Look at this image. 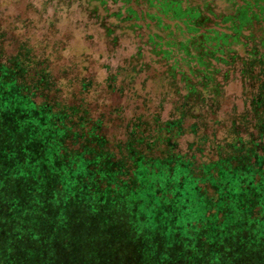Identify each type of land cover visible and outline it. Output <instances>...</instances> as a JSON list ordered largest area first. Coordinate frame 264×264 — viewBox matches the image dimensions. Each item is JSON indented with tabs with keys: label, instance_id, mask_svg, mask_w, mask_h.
<instances>
[{
	"label": "rangeland",
	"instance_id": "1",
	"mask_svg": "<svg viewBox=\"0 0 264 264\" xmlns=\"http://www.w3.org/2000/svg\"><path fill=\"white\" fill-rule=\"evenodd\" d=\"M165 1L172 2L166 13L159 9ZM263 6L264 0H0V62L8 65L25 52L29 70L44 68L53 83L37 101L52 96L78 105L69 108L76 122L88 109L108 140L100 156L126 160L127 167H139L142 158L143 166L155 170L153 178H159L156 166L158 174L167 173L156 160L166 150L162 129L180 123L170 153L186 165L189 179L178 188L182 174L174 176L173 186L169 182L171 193L179 190L172 199L184 202L171 200L170 213L176 207L185 221L197 224L195 236L202 227L209 234L207 218L188 213L200 215L209 205L205 216L219 213L222 192L244 189L251 198L264 190ZM130 147L142 153L137 160ZM117 170L142 200L139 190L154 180L140 184V169L133 179Z\"/></svg>",
	"mask_w": 264,
	"mask_h": 264
},
{
	"label": "trees",
	"instance_id": "2",
	"mask_svg": "<svg viewBox=\"0 0 264 264\" xmlns=\"http://www.w3.org/2000/svg\"><path fill=\"white\" fill-rule=\"evenodd\" d=\"M171 6L165 1L159 9L166 13ZM20 54L9 58L8 65L0 62V264H264L263 189L251 198L244 189L222 192L223 206L218 205L219 213L209 211L210 217L204 215L210 205L200 215L188 213L199 221L206 217L211 224L209 234V228L202 227V235L195 236L198 225L185 221L175 207L177 200L182 206L184 202L172 199L179 190H168L174 176H184L177 188L189 179L186 165L170 153L176 145L172 137L182 133L181 124L169 122L162 129L167 135L159 136L166 150L156 160L167 173L158 174L156 166L158 179L152 176L155 170L142 165V158L137 160L142 153L136 147H130L129 155L139 167H127L126 160L113 163L114 158L100 156L108 140L88 109L76 122L69 108L78 105L52 96L36 100L53 83L44 68L29 70L30 60L25 52ZM69 145L78 149L67 151ZM120 167L131 179L140 169V184L154 180L139 190L142 200L129 191L136 187L118 173ZM153 188L162 198L151 193ZM181 197L188 200L187 195ZM138 205L148 207L147 212L138 211ZM162 206L166 213L157 211ZM176 218L183 220L178 224Z\"/></svg>",
	"mask_w": 264,
	"mask_h": 264
}]
</instances>
